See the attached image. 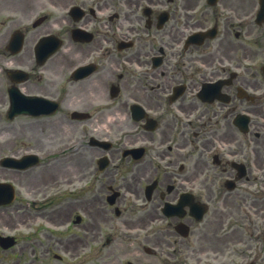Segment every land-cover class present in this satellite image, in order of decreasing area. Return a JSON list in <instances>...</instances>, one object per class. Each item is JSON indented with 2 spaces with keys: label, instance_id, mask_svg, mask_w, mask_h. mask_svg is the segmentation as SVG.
<instances>
[{
  "label": "flooded vegetation",
  "instance_id": "af4514ba",
  "mask_svg": "<svg viewBox=\"0 0 264 264\" xmlns=\"http://www.w3.org/2000/svg\"><path fill=\"white\" fill-rule=\"evenodd\" d=\"M19 3L9 9L18 14L11 28L24 30L21 49L14 53L18 39L0 32V160L36 153L39 166L0 164V182L14 193L0 206V264L26 246L42 257L94 250L115 216L127 213L121 224L142 228L162 217L159 206L189 193L184 215L164 217L152 233L160 246L177 236L181 222H195L190 205L211 193L209 181L234 180L229 163L244 152L232 124L238 112L262 125L246 149L250 165H261L262 0ZM207 30L214 34L201 39ZM39 39L57 48L37 56ZM137 148L141 157L128 153ZM153 180V208L131 213L127 205L144 200Z\"/></svg>",
  "mask_w": 264,
  "mask_h": 264
},
{
  "label": "rangeland",
  "instance_id": "374dc122",
  "mask_svg": "<svg viewBox=\"0 0 264 264\" xmlns=\"http://www.w3.org/2000/svg\"><path fill=\"white\" fill-rule=\"evenodd\" d=\"M221 241V243H224V240L222 239V240H220ZM221 243L219 244V245H221ZM236 258H238V257H236L235 255H234V259H236ZM245 261V260H244ZM234 264H236L235 262H234Z\"/></svg>",
  "mask_w": 264,
  "mask_h": 264
}]
</instances>
